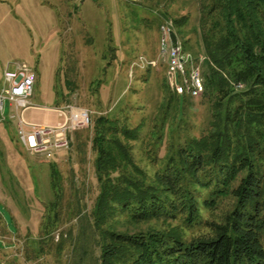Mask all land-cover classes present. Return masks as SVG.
I'll return each instance as SVG.
<instances>
[{
  "label": "rangeland",
  "instance_id": "374dc122",
  "mask_svg": "<svg viewBox=\"0 0 264 264\" xmlns=\"http://www.w3.org/2000/svg\"><path fill=\"white\" fill-rule=\"evenodd\" d=\"M199 18L197 0H0V90L4 71L25 62L38 75L31 98L37 107L26 110L28 121L55 125L65 119L55 111L61 108L92 112L90 125L68 133V148L49 153H32L20 142L8 102L0 112V264H79L80 250H90L84 264L96 263L100 248L91 216L99 183L92 139L99 117L138 128L129 144L150 178L179 144L206 131L211 109L204 97L175 94L165 65L138 64L140 56L157 57L159 26L171 19L185 46L199 42L204 52H190L205 57L206 70ZM232 201L229 196L214 210L202 209V220L191 225L153 219L131 230L174 227L187 240L209 236Z\"/></svg>",
  "mask_w": 264,
  "mask_h": 264
},
{
  "label": "trees",
  "instance_id": "16d2710c",
  "mask_svg": "<svg viewBox=\"0 0 264 264\" xmlns=\"http://www.w3.org/2000/svg\"><path fill=\"white\" fill-rule=\"evenodd\" d=\"M197 1L208 56V127L179 144L150 178L129 144L138 128L96 120L95 264H264V0ZM52 186L59 196L56 169ZM229 196L232 205L209 236L187 240L174 227L131 230L153 219L200 222L202 209L214 210ZM80 251L84 264L90 250Z\"/></svg>",
  "mask_w": 264,
  "mask_h": 264
},
{
  "label": "built area",
  "instance_id": "2783aa9c",
  "mask_svg": "<svg viewBox=\"0 0 264 264\" xmlns=\"http://www.w3.org/2000/svg\"><path fill=\"white\" fill-rule=\"evenodd\" d=\"M175 32L177 40L173 41L171 33ZM205 57L195 56L186 51L183 42L174 29L171 19L164 20L159 27V50L156 58L140 56L142 67L165 65L166 79L170 89L181 97H201L205 91L203 65ZM38 75L25 62L16 63L14 68H7L3 74L4 86L0 90V112L10 104L11 118L17 120V133L20 142L32 153H49L52 150L70 146L68 133L92 123V112L87 108L57 109L64 120L55 125L30 122L25 111L34 106L32 96ZM243 83L236 88L242 89Z\"/></svg>",
  "mask_w": 264,
  "mask_h": 264
},
{
  "label": "crops",
  "instance_id": "0c3cea01",
  "mask_svg": "<svg viewBox=\"0 0 264 264\" xmlns=\"http://www.w3.org/2000/svg\"><path fill=\"white\" fill-rule=\"evenodd\" d=\"M115 1V0H114ZM139 1V0H138ZM160 27V26H159ZM72 31H73V34H72V36H75V34H74V28L72 27ZM158 34H159V29H158ZM71 37V36H70ZM69 38V37H68ZM183 45H184V43H183ZM184 48H185V50L186 51H193V52H204V51H201V49H199V42L197 41V40H195V42L192 40L191 42H190V45H189V47H188V45H184ZM159 50V49H158ZM196 50V51H195ZM123 53H124V51H121V55H123ZM157 54H158V52H157ZM34 107H37L36 105H34L33 107H31V108H34ZM55 111H57V109H55ZM26 112V111H25ZM58 112V111H57ZM25 114V113H24Z\"/></svg>",
  "mask_w": 264,
  "mask_h": 264
},
{
  "label": "water",
  "instance_id": "95a60500",
  "mask_svg": "<svg viewBox=\"0 0 264 264\" xmlns=\"http://www.w3.org/2000/svg\"><path fill=\"white\" fill-rule=\"evenodd\" d=\"M171 36H172L173 41L176 42L177 37H176L175 32H172V33H171Z\"/></svg>",
  "mask_w": 264,
  "mask_h": 264
}]
</instances>
